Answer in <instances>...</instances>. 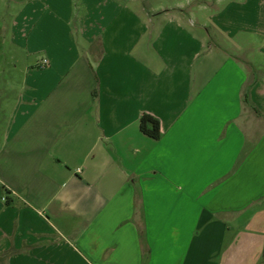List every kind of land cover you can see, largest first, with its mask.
I'll return each instance as SVG.
<instances>
[{
    "label": "crops",
    "instance_id": "0c3cea01",
    "mask_svg": "<svg viewBox=\"0 0 264 264\" xmlns=\"http://www.w3.org/2000/svg\"><path fill=\"white\" fill-rule=\"evenodd\" d=\"M250 48L264 0H0V264H264Z\"/></svg>",
    "mask_w": 264,
    "mask_h": 264
},
{
    "label": "trees",
    "instance_id": "16d2710c",
    "mask_svg": "<svg viewBox=\"0 0 264 264\" xmlns=\"http://www.w3.org/2000/svg\"><path fill=\"white\" fill-rule=\"evenodd\" d=\"M257 110V112H260L259 109L255 108ZM141 129L143 132H145L146 134H149L150 136L158 139L161 136V124L159 119H157L156 117H154L151 114H143L141 117ZM249 150V146L246 145L240 155V158L238 160L237 163H239L241 161V159L243 158V156L248 152ZM142 237L144 238V234L142 233Z\"/></svg>",
    "mask_w": 264,
    "mask_h": 264
},
{
    "label": "rangeland",
    "instance_id": "374dc122",
    "mask_svg": "<svg viewBox=\"0 0 264 264\" xmlns=\"http://www.w3.org/2000/svg\"><path fill=\"white\" fill-rule=\"evenodd\" d=\"M8 3V2H7ZM10 11L11 9L8 7V4H7V7L5 9V12H6V17L7 19L10 17ZM7 54H8V51H7ZM250 55V59L255 61V62H262L264 64V55H260L258 52H256L254 49H247L244 53H243V56H248ZM18 58L20 59H23L24 58V53L23 51H17V55H16ZM248 65V64H247ZM249 68L251 70V72H254L256 75H264V67L263 66H257V65H250L249 64ZM256 69V70H255ZM258 69H260V71H258Z\"/></svg>",
    "mask_w": 264,
    "mask_h": 264
},
{
    "label": "built area",
    "instance_id": "2783aa9c",
    "mask_svg": "<svg viewBox=\"0 0 264 264\" xmlns=\"http://www.w3.org/2000/svg\"><path fill=\"white\" fill-rule=\"evenodd\" d=\"M47 61H48L47 59H44L42 65L43 66L46 65L47 64Z\"/></svg>",
    "mask_w": 264,
    "mask_h": 264
}]
</instances>
